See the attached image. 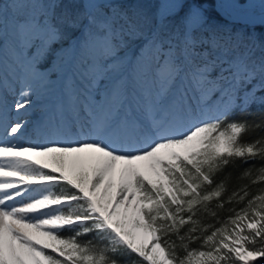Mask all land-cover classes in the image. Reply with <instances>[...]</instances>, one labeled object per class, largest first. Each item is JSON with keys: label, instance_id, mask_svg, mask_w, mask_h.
I'll return each mask as SVG.
<instances>
[{"label": "snow or ice", "instance_id": "snow-or-ice-1", "mask_svg": "<svg viewBox=\"0 0 264 264\" xmlns=\"http://www.w3.org/2000/svg\"><path fill=\"white\" fill-rule=\"evenodd\" d=\"M249 35L192 0L159 13L0 0V45L20 69L15 110L35 99L36 131L87 137L14 143L27 121L3 125L0 264H259L264 186L250 189L264 185V112L228 120L264 105V38ZM52 77L64 84L55 99ZM13 90L0 76V118Z\"/></svg>", "mask_w": 264, "mask_h": 264}, {"label": "rangeland", "instance_id": "rangeland-1", "mask_svg": "<svg viewBox=\"0 0 264 264\" xmlns=\"http://www.w3.org/2000/svg\"><path fill=\"white\" fill-rule=\"evenodd\" d=\"M117 1H120V0H117ZM237 1L241 2V1H245V0H237ZM3 2L6 3V4H10L11 0H3ZM123 2L126 3V5H128L129 8L140 9V10H143V11H146V12H149V13H159V12L163 11L166 6L170 7L174 3V0H123ZM211 5L212 4H210L206 0H204V1L192 0V6L193 7L199 6L200 8H202L204 10V12H205V14L207 16L212 11L211 10ZM213 5H214V3H213ZM73 6L75 7V5H73ZM237 8H239L242 11H252L253 13L261 12L262 11V9H261V0L255 1V3L252 4L251 6H245L244 5V6H238ZM230 28H231V30H233L232 26L229 27V29ZM231 30L228 33H232V32L235 31V30L234 31H231ZM246 34H250L249 38L252 39V40H259L261 38H264V27H263L262 31L258 30V29H255V27H251V31L247 32ZM138 55H139V49H138V47L136 45H133L131 50L128 52V57L132 58V57L138 56ZM12 61H13V58L11 56V53H10L9 49L7 47H5L4 45H0V72L4 73V74L0 73V76L6 75L8 81L10 80L9 79L10 78L9 75H11L12 73L8 74V72H4V71H5L6 68L10 69L9 66L11 65ZM48 70L49 71H56L57 70L55 68V61L54 60L50 63ZM19 71H20V69L17 66L14 68V70H12V72H15L16 74ZM14 79H16V77ZM14 79H11V80L14 81ZM52 79L54 81H56L55 84H54L55 97H56V96L60 95L61 90L64 87V84H63V80H56L55 77H52ZM12 81H10V83H12ZM20 87L21 86L18 85V87L15 88L16 93L15 94H13V93L11 94L12 95V99H10L8 101H5L6 107H4V109H3L2 119L7 114L9 115L10 112L11 113L17 112L15 110V108H14V105L9 107L8 104H9V102H13L15 99L18 98ZM261 94H264V93H257V95H261ZM55 97H54V99H55ZM37 110L38 109L33 108L32 110H26V112L28 111V115H33L35 113L38 114L37 112H39V110L38 111ZM211 114L212 113H209V115H211ZM10 121H11V119H4V124H6L7 122H10ZM3 125L1 126L2 129L0 130V136L6 134L5 130L3 128ZM70 135L71 136H75V137L79 136L77 133H71V134H69V136ZM44 136L46 138L44 139V141L41 144L56 143V142L68 143L69 142L68 140L60 139L59 136H61V135H52V134H50V133H48L46 131H36L35 134L33 135V138L34 139L39 138L41 140L42 138H44ZM80 139L81 138H79L78 140H80ZM13 141L14 140H12V142ZM14 143H16V141H14ZM23 144H26V143H23ZM262 186H264V185H262ZM262 186H260V187H262ZM55 191L59 192V189L57 188V189H55ZM98 191H102V189H98ZM113 199H115V198L113 197ZM115 212L118 215L121 214V213H124L125 212L124 204L123 203L117 204L116 207H115ZM132 219H133V215H132L131 211L129 210L128 213H127V220H126V226L129 227V228L132 227V225H131ZM145 239H146V237H145Z\"/></svg>", "mask_w": 264, "mask_h": 264}, {"label": "bare ground", "instance_id": "bare-ground-1", "mask_svg": "<svg viewBox=\"0 0 264 264\" xmlns=\"http://www.w3.org/2000/svg\"><path fill=\"white\" fill-rule=\"evenodd\" d=\"M255 1H258V0H245V1H241V2H238L237 0H228V2L231 4V6L235 7V8H237L238 6H244V5L245 6H251L252 4L255 3ZM250 13H253V12L250 11ZM16 66H17V64L13 60L11 65L9 66L10 69L6 68L5 71H4V72H8V74L12 73L11 75H9V77H10L9 79L10 80L8 82L11 85V87L14 89L12 92L7 93L6 101L12 99V95L11 94L12 93L15 94L16 93L15 88H17L18 85H20L18 82H16V79H14L16 76L19 75V72H17V74L15 72H12V70H14V68ZM0 73H3V72H0ZM11 79H14V81H12ZM10 81H12V83H10ZM54 97H55V90L53 92V97H51L50 99H54ZM13 102H9V104H8L9 107L14 105ZM39 104H40V101H37V100L34 99L32 107L26 108V109L21 110L19 112H14V113L10 112L9 115L7 114L6 116L3 117V119L2 118L0 119V130L2 129L1 126L4 124V119H11L10 122L6 123L8 125H11V124L17 122L18 120H26L27 124H26L25 128L20 132V134L17 137H15L14 139H12V138H10V139H12V140H14L16 142H19V143L23 142V143H26V144H30V143L41 144L44 141V139L46 138L45 136L41 140L39 138H36V139L33 138V135L36 132V125L38 123V116L40 115V113L37 112L38 114L35 113L33 115H28V111L26 112V110H32L33 108H36V109L39 110ZM60 135H61V136H59L60 139L68 140L69 142L70 141H76L79 138H81V139L87 138V137L81 136L79 134H78L79 136H76V137L75 136H71V135L69 136V134H67V135L60 134Z\"/></svg>", "mask_w": 264, "mask_h": 264}, {"label": "trees", "instance_id": "trees-1", "mask_svg": "<svg viewBox=\"0 0 264 264\" xmlns=\"http://www.w3.org/2000/svg\"><path fill=\"white\" fill-rule=\"evenodd\" d=\"M196 1H204V0H196ZM207 2H209L211 5V13L208 15V17L211 20V23H213L214 25H217L220 29L229 32L231 30V28L229 29V27L232 26L233 30L236 32L238 35L240 34H246L247 32L251 31V27H255V29L261 30L264 27V23L263 24H256V26H253L251 24L248 23H242L239 21H230L228 19H226L224 16L222 17V15L214 8V0H206ZM118 6L124 7V8H129L128 5H126V3H120V1H117ZM264 112V105H256L253 104L246 112H241L239 110L233 111L229 116H228V120H232V119H248V120H252L253 116L251 114L255 113L257 115H259L260 113ZM261 133L257 132H249L244 139L245 140H252L255 139L257 136H259ZM248 167V165H242L239 168H230L229 171L232 172L233 174V185L238 184V183H243L242 181H238L235 179V177L239 174L240 171H242L243 168ZM260 186L262 185H253L251 187V191L252 192H257V190L260 188ZM70 233H65V235H69ZM86 238H90V237H86ZM254 264H256V262H254ZM259 264H264V258H260L259 259Z\"/></svg>", "mask_w": 264, "mask_h": 264}, {"label": "water", "instance_id": "water-1", "mask_svg": "<svg viewBox=\"0 0 264 264\" xmlns=\"http://www.w3.org/2000/svg\"><path fill=\"white\" fill-rule=\"evenodd\" d=\"M215 9L226 19L230 21H239L248 23L253 26L261 23V12L250 13V11H242L238 8L232 7L228 0H214Z\"/></svg>", "mask_w": 264, "mask_h": 264}]
</instances>
